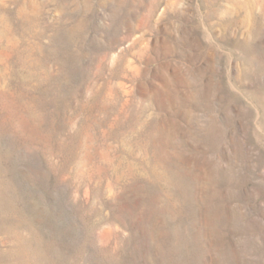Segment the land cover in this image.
<instances>
[{
    "label": "rangeland",
    "instance_id": "374dc122",
    "mask_svg": "<svg viewBox=\"0 0 264 264\" xmlns=\"http://www.w3.org/2000/svg\"><path fill=\"white\" fill-rule=\"evenodd\" d=\"M0 264H264V0H0Z\"/></svg>",
    "mask_w": 264,
    "mask_h": 264
}]
</instances>
